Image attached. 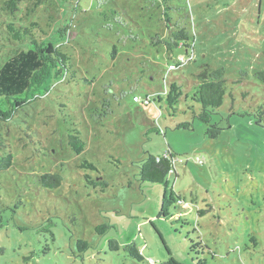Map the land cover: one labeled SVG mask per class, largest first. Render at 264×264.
<instances>
[{
    "label": "rangeland",
    "instance_id": "rangeland-1",
    "mask_svg": "<svg viewBox=\"0 0 264 264\" xmlns=\"http://www.w3.org/2000/svg\"><path fill=\"white\" fill-rule=\"evenodd\" d=\"M36 2L22 0L12 16L0 10V20L28 23L33 8L38 35L62 44L76 74L45 95L51 82L39 87L40 96L0 125V157L12 154L0 171V264H264V125L256 122L264 109V0H167L169 20L159 0ZM57 27L67 28L66 38ZM172 29H184L192 51L166 52L162 38ZM0 42L1 66L15 46ZM204 64L223 67L227 79L212 117L223 128L216 138L194 117L200 106L191 99ZM173 82L182 91L170 105ZM146 93L162 100L132 101ZM72 129L85 143L79 154L68 144ZM167 152L175 174L163 184L142 181V160ZM45 173H60L61 185L44 187ZM86 175L107 186L93 187ZM100 224L108 227L96 233ZM129 243L145 261L123 249Z\"/></svg>",
    "mask_w": 264,
    "mask_h": 264
},
{
    "label": "trees",
    "instance_id": "trees-1",
    "mask_svg": "<svg viewBox=\"0 0 264 264\" xmlns=\"http://www.w3.org/2000/svg\"><path fill=\"white\" fill-rule=\"evenodd\" d=\"M22 0H2L1 11H4L8 16L16 11H19V3ZM161 6L164 7V15L167 20L168 14L165 11L170 9V5L166 3L167 0H159ZM37 0L35 5H38ZM33 8H28V23L20 17H16L11 21L0 20L1 37L8 43L9 46H15V53L8 57L0 66V125L7 123L13 119L19 109L23 108L31 100L40 96L37 95L36 90L42 87L45 83L51 82L44 88V93L49 92L54 83L62 81L66 77L73 79L76 74L72 58L64 52L57 41H54L51 33L43 32L40 36L35 27L39 28V23L29 19V14ZM14 16V15H13ZM169 29V28H168ZM67 28L57 27L54 34L61 38H66ZM188 35L184 29H172L167 33V37L162 38V44L165 46L166 52L170 55L173 49L179 45L186 46V49L192 51L191 47L187 45ZM1 43V42H0ZM190 58V57H189ZM188 58V59H189ZM187 59V60H188ZM187 60H179V65L186 64ZM174 64L168 65V70L174 69ZM258 75L264 80V70L258 72ZM194 88L191 99L199 103V111L194 115L196 119L205 125V133L209 138H216L220 135L222 127L218 122L212 123L213 114L222 103L227 89V79L225 78V71L223 67L213 68L208 64L201 66L199 72L195 75ZM139 77H136L138 79ZM166 75L163 76L164 83L166 82ZM66 81H70L69 79ZM91 83V80H87ZM182 89L174 82L169 90H165L168 96L166 101L172 105L178 101ZM153 94V93H152ZM151 94V95H152ZM140 98H148V103L142 100L134 103H139L142 106H147L152 102L159 103L162 99L160 95L152 98L149 93L138 95ZM133 95V96H134ZM132 96V97H133ZM232 97V94H230ZM233 99V98H232ZM133 101V100H132ZM256 122L264 125V109L258 107ZM160 113V110H159ZM189 122H181L177 125L178 128H189ZM68 144L72 150L79 154L83 151L84 141L81 139V134L77 129H72L67 133ZM12 164V154L8 153L0 157V171H5ZM176 160L169 152L164 155L148 154L139 166L138 174L142 181L151 183L163 184L167 181V177L174 173L173 165ZM83 165L88 168L95 169V166L83 160ZM172 170V172H170ZM89 184L94 186L106 187L107 183L104 180L91 179L85 176ZM41 183L44 187L57 188L61 185L63 177L60 173H45L41 176ZM108 226L100 224L95 227L96 233L103 232ZM113 250H117L119 245L115 240L109 242ZM87 247L86 241L78 240L77 248L82 251ZM123 249L137 262L145 261L144 257L133 244H126Z\"/></svg>",
    "mask_w": 264,
    "mask_h": 264
},
{
    "label": "built area",
    "instance_id": "built-area-1",
    "mask_svg": "<svg viewBox=\"0 0 264 264\" xmlns=\"http://www.w3.org/2000/svg\"><path fill=\"white\" fill-rule=\"evenodd\" d=\"M132 100H133V102H138V101H141L142 100L145 104L148 103V101H149L147 97H145L144 99H142V98H140L137 95H134L132 97ZM170 172H172V170Z\"/></svg>",
    "mask_w": 264,
    "mask_h": 264
}]
</instances>
